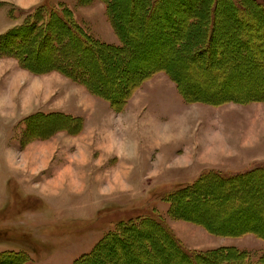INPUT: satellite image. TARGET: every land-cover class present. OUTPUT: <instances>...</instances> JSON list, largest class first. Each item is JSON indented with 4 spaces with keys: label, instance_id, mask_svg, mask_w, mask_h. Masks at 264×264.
<instances>
[{
    "label": "rangeland",
    "instance_id": "rangeland-1",
    "mask_svg": "<svg viewBox=\"0 0 264 264\" xmlns=\"http://www.w3.org/2000/svg\"><path fill=\"white\" fill-rule=\"evenodd\" d=\"M0 1L3 3L0 6V36L16 27L12 24L18 23L14 17L24 20L41 4L30 7L38 0H24L22 4L18 0ZM44 1L52 6H68L78 23L97 39L125 44L119 41L111 25L104 2ZM164 1L168 3L166 10L155 12L152 16L155 22L148 28L141 17V0L138 4L133 0H117L116 13L131 36L132 50L137 45L146 47L144 53L138 55L140 66L142 63L146 69L150 66L154 69L157 67L153 65L166 58L179 62L181 68L175 70L176 80L192 95L195 88L205 91L217 84L228 92L244 86L248 94L261 92L257 75L261 78L264 75L256 71L259 69L254 72L258 78L254 86L246 84L249 78L245 73L244 77L241 74L239 80L225 85L223 76L215 77L213 69L206 68L208 60L204 54L198 61L186 60L188 50L193 53L201 47L188 48L175 57L170 41L180 30L176 22L184 20L196 8V0ZM17 5L29 8H12L19 7ZM207 8L210 18L212 7L208 5ZM259 15L258 21L264 22V13ZM216 17L219 19L217 30L226 33L219 35V43L211 49L212 57H222L229 64L219 69L221 74H226L232 63H238L236 71L252 66L256 59L251 63L240 62L239 51L243 52L244 48L233 49L231 39L236 31L231 26L232 17H224L219 12ZM200 29L199 41L203 43L206 31L204 27ZM254 48L256 46L248 49ZM45 51L43 47L41 58L33 60L36 68H46L50 56ZM83 56L94 67L96 76L109 82L111 91L124 92L123 85L114 83L132 75L123 65L110 70L104 64V71L96 58L87 53ZM124 58L127 60V56ZM93 107L100 108L101 122L89 125L93 128L88 131L83 125L78 134L56 126L58 130L42 139L33 132L46 129L49 133V126L60 125L61 121L53 118L43 129H38L42 123L34 122L32 129L29 124L28 118L34 114L62 113L75 117ZM82 120L84 123L85 118ZM210 171L221 173L227 180L261 172L224 185L204 176L207 182L194 192V195L200 194V199L193 203L197 211L191 210V204H184L177 212L210 221L220 232L245 230V226L261 222L264 228V103L231 101L220 106L187 103L176 84L161 72L147 80L125 109L118 111L108 101L90 94L83 85L60 72L34 73L22 68L13 58L0 57V255L23 254L24 264H74L121 222L153 215V211L173 228L186 249L222 248L220 254L226 257L231 253L229 248L234 247L256 256L264 255L263 238L252 233L240 237L216 236L200 223L171 217V204L166 196L182 186L198 182ZM205 196L212 204H204ZM240 202L248 209L234 213L230 208ZM258 210L261 213L257 217ZM149 237H153V233L147 230L133 236L132 243L110 246L96 264L128 260L132 264H188L176 250L167 248L160 236L154 238L156 252L146 254L145 239ZM162 247H166L165 252L160 250ZM0 263L7 264L1 257Z\"/></svg>",
    "mask_w": 264,
    "mask_h": 264
},
{
    "label": "trees",
    "instance_id": "trees-1",
    "mask_svg": "<svg viewBox=\"0 0 264 264\" xmlns=\"http://www.w3.org/2000/svg\"><path fill=\"white\" fill-rule=\"evenodd\" d=\"M100 1L105 3L106 14L119 37V41L125 42L123 46L119 44H109L94 37L84 29L80 23H78L73 11L68 6L64 4L52 6L47 3L48 1H44L30 11L20 25L0 36V57L13 58L17 60L22 68L34 73H45L50 71L60 72L73 82L83 85L90 94L108 101L111 107L118 111H123L125 109L133 94L140 89L147 80L161 72L166 74L170 80L176 84L181 97L187 103L197 102L212 106H220L231 101L242 104L252 102L264 103V76L261 78L257 75V77L260 78L259 84L262 85L259 87L261 92H258V95L248 94L245 86L241 88H232L228 92L218 84L215 88L205 91L195 88L194 94L192 95V92H190L185 85L182 86L180 82L176 80L178 78L175 76H178V74H176L175 70L180 67L179 62L176 63L173 59L166 58L164 62L162 61L158 65H153L154 67H157L154 69L151 66L146 69L145 64L142 63L140 66L138 64V55L144 53L146 47L142 48L141 45H137L135 50H132L133 45L130 44L129 41L131 36L124 29L122 23L120 24L121 17L116 13L119 3H117V0ZM133 1L138 4V0ZM167 4L168 3L164 0H141V17L148 28L151 23L154 24L155 22V17H152L153 14L157 11L161 12L166 10L165 8ZM195 4L196 8L189 12L184 20L176 22V28L177 30H180H178V34L174 37L172 42L170 41L171 53L175 57H179V55L185 53L188 48L196 49V47L199 46L201 47V50L199 51L191 53L188 50L186 60L191 59L193 61H198L200 60V56L204 54L205 58L208 60L206 61L207 67H205H211L215 77L216 75L223 76V82L225 85L231 83L233 80H239L240 75L243 74L244 77L245 73V76L249 78L247 79L246 84L250 83L251 85L249 86H254V83L258 82V78L254 74L255 70L259 69L256 71L264 75V22H259L257 19V17L260 16L259 14L264 13V0H196ZM1 5H3V3H0V6ZM208 5L212 7L210 18L207 14ZM217 12L224 17H232L231 26L234 27L236 32L232 35L231 44L233 45V49L238 51L239 49L244 48L243 52L239 51L240 62L247 61L251 63L252 60L256 59L253 61L255 63H252V66L249 68L247 67V69H245L246 66H243V70L236 71L235 68L238 63H232L226 74H221L219 71L221 67L229 64L222 57L219 59H214L212 57V47L215 43H219L217 40L221 37L219 35L221 33H226V31L223 32L217 30L219 20L218 17H216ZM166 19L167 17H164V20ZM203 27L206 31V40L202 43L201 40L199 41V38L202 37L200 28ZM251 30H253V32H251ZM65 41L67 44L64 43ZM256 41L258 44H256ZM137 44L139 43L137 42ZM253 46H256V48L248 49ZM43 47L46 48L50 59L46 68L45 66L44 68H36V66H33L32 62L33 60L41 58ZM85 53L90 57L96 58L100 63L96 60L95 62L101 65L104 71L106 69L105 65L110 70H115L116 67H122L123 65L128 73H132L129 78H126L127 80L114 81L115 84L120 83V85L124 86V92L118 94L111 91L109 82L101 80L96 76L94 67L90 65L85 56H83ZM76 55H78V57ZM124 56H127V60ZM73 57H75L74 60L72 59ZM211 61H213V65H211ZM116 63H119L120 65H117ZM135 65H138L136 69L134 68ZM138 71L140 72L138 73ZM217 79L220 81L219 77ZM98 81L100 82L99 84ZM126 81L128 82L127 85ZM221 83L222 82H219L220 85ZM205 92L207 94H205ZM53 118L61 121L60 125L49 126V133L45 131L46 129L36 130V132L33 133H36L37 136L45 139L51 135L52 131L54 132L58 130L56 126H60V129H66L67 131L69 130V132L71 131L72 133L78 134L81 132L84 125L82 118L62 113H38L28 119L30 120L29 124L31 129L34 122L42 123V125H39L38 129H43L45 128L46 123ZM260 172L261 171H257L247 175L236 176L232 180L225 179L221 173L215 171L207 172L198 182L182 186L166 196V200L171 204L169 213L174 219L183 218L189 222L200 223L216 236L240 237L252 233L264 240V228L262 227V222L250 226L251 228L249 226H243V229L245 230L220 232L213 228L210 221L202 220L197 216H193L194 214L182 216L177 212V209H180L184 204H191L193 207L191 210L194 212L197 211L195 210L196 207L193 203L200 199V194L197 193V195H194V192L198 191L203 182H207L206 180L208 179H204V176H210L212 180L224 185L229 181L247 179L251 174L256 175ZM204 199V204H212L211 199L207 196H205ZM242 203L243 202H240L237 206L230 209L233 210L234 213L240 214L248 209L245 207V203ZM152 213L153 215H147L136 220L121 222L114 230L109 231L90 253L78 258L74 264L99 263V258L105 256V251L106 249L108 251L110 246H122L132 243L134 242L132 239L133 236H139L140 232L147 230L149 232L152 231L153 237L145 239L146 254H149V252H156L154 238L160 236L159 238L167 243V248L170 246L176 250L178 256L184 259L188 264H264V255L256 256L253 252L234 247L229 248L231 249V253L226 257H224L223 254H220L223 250L222 248L202 251L186 249L182 241L177 237L170 226L165 223L163 218L160 215H157L155 211ZM260 213L261 210L256 211L257 217ZM206 218H208V216H206ZM160 250L165 252L166 247H162ZM225 252L226 250L223 253L225 254ZM0 257L3 263L7 264H24L26 262V258L23 254H15L13 252L3 253ZM210 258H213L212 260L215 261L210 260ZM117 264H132V262L128 260Z\"/></svg>",
    "mask_w": 264,
    "mask_h": 264
},
{
    "label": "crops",
    "instance_id": "crops-1",
    "mask_svg": "<svg viewBox=\"0 0 264 264\" xmlns=\"http://www.w3.org/2000/svg\"><path fill=\"white\" fill-rule=\"evenodd\" d=\"M0 2H2V1H0ZM40 3H42V0H38V2H36L34 5H31L30 7H34V6H36V5H38V4H40ZM17 6H19V7H12V8H16V9H19V10H27L29 7H22V6H20V5H17ZM24 19V18H23ZM14 20L16 21V22H18V23H16V24H14V23H12L13 24V26H18V25H20L22 22H23V20H21L20 18H18L17 19V17H14ZM93 35V34H92ZM94 36V35H93ZM94 37H96V36H94ZM97 38V37H96ZM99 39V38H98ZM100 40V39H99ZM102 41V40H101ZM104 42V41H103ZM107 43V42H106ZM108 43H110V44H117L118 42H108ZM98 109H100V108H92V109H90V111H86V113L84 114V113H81V114H77L75 117H81V118H85V122H84V125H85V127H84V130H91L93 127L92 126H90L89 127V125H95L96 124V122L97 123H100L101 122V116H100V112L98 111ZM61 112H63V111H61ZM63 113H65V112H63ZM70 115V114H69ZM88 116H91V117H88ZM92 118H94L95 119V123H93V119ZM100 121V122H99ZM91 123H93V124H91ZM107 130V129H106ZM108 131V130H107ZM122 132V131H121ZM124 132V131H123ZM77 140V139H76ZM171 228V227H170ZM172 230H173V228H172ZM174 231V230H173ZM174 233H175V231H174Z\"/></svg>",
    "mask_w": 264,
    "mask_h": 264
},
{
    "label": "bare ground",
    "instance_id": "bare-ground-1",
    "mask_svg": "<svg viewBox=\"0 0 264 264\" xmlns=\"http://www.w3.org/2000/svg\"><path fill=\"white\" fill-rule=\"evenodd\" d=\"M21 4L24 3L25 1L24 0H18Z\"/></svg>",
    "mask_w": 264,
    "mask_h": 264
}]
</instances>
